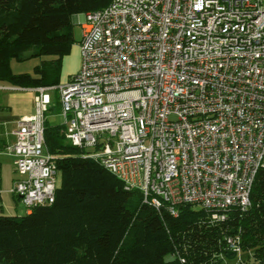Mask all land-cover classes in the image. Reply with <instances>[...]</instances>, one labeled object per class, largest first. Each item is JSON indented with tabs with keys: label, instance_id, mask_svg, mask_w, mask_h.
Wrapping results in <instances>:
<instances>
[{
	"label": "built area",
	"instance_id": "built-area-1",
	"mask_svg": "<svg viewBox=\"0 0 264 264\" xmlns=\"http://www.w3.org/2000/svg\"><path fill=\"white\" fill-rule=\"evenodd\" d=\"M80 51L65 83L11 88L34 92L4 145L19 174L9 191L29 210L61 182L45 140L54 101L80 155L159 214L192 204L220 223L251 206L264 167V0H111L84 13ZM242 251L241 233H226L216 255L245 264Z\"/></svg>",
	"mask_w": 264,
	"mask_h": 264
},
{
	"label": "trees",
	"instance_id": "trees-1",
	"mask_svg": "<svg viewBox=\"0 0 264 264\" xmlns=\"http://www.w3.org/2000/svg\"><path fill=\"white\" fill-rule=\"evenodd\" d=\"M111 0H0V82L26 88L60 83L62 60L76 42L73 15ZM34 55L52 59L34 73H16L11 63ZM6 84V85H7ZM58 105V101H57ZM48 149L61 174L54 202L24 216L0 214V264H230L216 255L226 233L240 232L254 264H264V167L251 190V206L232 209L226 222L192 204L178 216L159 214L137 191L100 162L84 158L66 138L63 124L46 122Z\"/></svg>",
	"mask_w": 264,
	"mask_h": 264
},
{
	"label": "rangeland",
	"instance_id": "rangeland-1",
	"mask_svg": "<svg viewBox=\"0 0 264 264\" xmlns=\"http://www.w3.org/2000/svg\"><path fill=\"white\" fill-rule=\"evenodd\" d=\"M81 13L77 14L80 15ZM73 32L76 42L73 44L72 50L67 57L63 58L62 68L60 74L61 83H65L70 78V71H72L73 66L78 64L79 58L75 54V48L77 44L82 39L83 35V24L75 22L73 19ZM36 52V47H32L30 50L26 51L24 54L25 59L16 61L15 59L11 63L12 70L16 73L21 72H30L34 73L35 67L42 65L44 62L52 59L54 56L51 55H34ZM66 58V59H65ZM64 60H67V64L64 63ZM5 84L6 88L0 89V105L3 113L8 112V104L25 106L29 105L30 101L34 97V92L30 89L28 90H17L11 89L13 86ZM7 84V85H6ZM29 88V87H28ZM33 88V87H31ZM54 95L57 96V92H54ZM56 101L53 103V107L47 114V122L51 125H60L63 123L62 115L60 114L59 104L56 106ZM9 126L8 130H11ZM13 134V133H12ZM9 137V142L14 143L15 137L14 134ZM5 151V150H4ZM13 155L9 154L7 151L0 155V187H1V202L3 205V213L5 215H14V216H24L29 211L28 207L24 202L17 196L12 194L9 190L13 184L14 179L18 178L19 174L16 173ZM246 263L253 264V257L251 251L244 250L239 255ZM236 261L233 260V262Z\"/></svg>",
	"mask_w": 264,
	"mask_h": 264
},
{
	"label": "crops",
	"instance_id": "crops-1",
	"mask_svg": "<svg viewBox=\"0 0 264 264\" xmlns=\"http://www.w3.org/2000/svg\"><path fill=\"white\" fill-rule=\"evenodd\" d=\"M73 19L75 22H79V23L83 24L84 13H81L80 15L75 14V16H73ZM75 54L78 55L79 61H78V64L76 66H73L72 71H70V75H72L73 73L78 71V69L80 67V63H81L80 42H79V44H77V46L75 48ZM64 57H67V55ZM64 63L67 64L68 63L67 60H64ZM61 80H60V82H61ZM1 106L2 105H0V108H1ZM7 107H8V112L6 114L3 113L2 110L0 109V139H1V147H2L1 151H0V155H2V153L6 152V151H4V145L9 142L10 139L8 136H11L13 131L17 128L19 120L22 117L30 116L31 114L34 113V97L30 101L29 105L20 106V105L8 104ZM55 107H58V105L56 104ZM59 108H60V106H59ZM9 126H12V127H10V128H12L11 130H8ZM30 211L31 210H29L27 213H29ZM12 216H14V215H12Z\"/></svg>",
	"mask_w": 264,
	"mask_h": 264
},
{
	"label": "water",
	"instance_id": "water-1",
	"mask_svg": "<svg viewBox=\"0 0 264 264\" xmlns=\"http://www.w3.org/2000/svg\"><path fill=\"white\" fill-rule=\"evenodd\" d=\"M73 16H75V15H73ZM231 253H233V252H229L228 253L229 254V257H233Z\"/></svg>",
	"mask_w": 264,
	"mask_h": 264
}]
</instances>
